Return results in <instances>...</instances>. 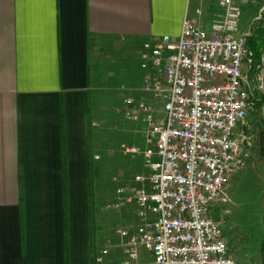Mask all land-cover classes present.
Instances as JSON below:
<instances>
[{
	"label": "crops",
	"instance_id": "1",
	"mask_svg": "<svg viewBox=\"0 0 264 264\" xmlns=\"http://www.w3.org/2000/svg\"><path fill=\"white\" fill-rule=\"evenodd\" d=\"M224 15L216 0H0V264H65L66 242L69 264H94L92 84L101 55L176 41L185 18L211 33ZM140 96L156 103L142 90L131 99ZM123 109L125 117L133 106Z\"/></svg>",
	"mask_w": 264,
	"mask_h": 264
},
{
	"label": "built area",
	"instance_id": "2",
	"mask_svg": "<svg viewBox=\"0 0 264 264\" xmlns=\"http://www.w3.org/2000/svg\"><path fill=\"white\" fill-rule=\"evenodd\" d=\"M216 1L225 15L213 21L211 33L185 18L178 40L164 36L143 45V68L151 71L144 91L164 98V117L140 104L150 147L147 171L135 178L140 188L117 191L132 194L141 222L136 231L120 232L130 260L124 264L138 259L139 243L154 264H240L210 210L228 201L232 176L245 166L248 137L238 128L254 108L248 88L255 55L251 32L239 30L243 0ZM127 115L136 118L134 109ZM108 254L106 246L96 263Z\"/></svg>",
	"mask_w": 264,
	"mask_h": 264
},
{
	"label": "rangeland",
	"instance_id": "3",
	"mask_svg": "<svg viewBox=\"0 0 264 264\" xmlns=\"http://www.w3.org/2000/svg\"><path fill=\"white\" fill-rule=\"evenodd\" d=\"M242 5L239 30L251 32V37L254 34L259 37L260 28H264L260 23L264 0H243ZM143 45L136 47L138 55L124 51H118L111 57L103 54L101 66L94 69L92 95L95 102L91 119L96 120H92L91 148L96 150L91 154L94 177L93 186L90 187V224L93 254L100 255L108 246L109 254L103 264L110 261V264L130 262L124 253L126 241L121 238L120 232L129 227L136 231L140 229L141 222L136 202L130 200L132 194L120 196L117 191L128 186L140 188L135 178L147 171L144 153L150 147L146 138L148 123L140 111V103H145L156 116L162 115L165 105L163 97L156 101L149 92L144 91L145 71H151L143 68L144 62L140 57ZM248 89L252 102L263 101V104L258 110L254 103L245 127L238 128L239 133L246 128L248 137L245 166L232 176L227 192L228 201L215 204L210 210V217L221 223L237 262L264 264V161L261 160L259 146V132L264 130L262 73L249 78ZM141 90L156 102L154 106L147 103L145 98L142 100L141 96L138 100L135 98L133 103H127L132 100L134 91L137 94ZM127 105L133 106L136 118H129L126 114L124 117L122 109ZM136 250L138 259L131 264L155 263L154 255L145 245L137 244Z\"/></svg>",
	"mask_w": 264,
	"mask_h": 264
},
{
	"label": "trees",
	"instance_id": "4",
	"mask_svg": "<svg viewBox=\"0 0 264 264\" xmlns=\"http://www.w3.org/2000/svg\"><path fill=\"white\" fill-rule=\"evenodd\" d=\"M260 23L262 25V27H264V10L261 13V19H260ZM261 29V30H260ZM258 30H260L259 33V37H256L255 34L249 38L248 40V46L249 48L254 52L255 58H254V66L251 70V74H250V78H252L253 76H257V74H261L262 73V53H263V48H264V28H260ZM255 103V107L259 110V108L261 107V105L263 104V101L261 102H257L256 100H254ZM91 108V105L89 103V110ZM91 127V125L89 126ZM66 162V161H65ZM67 163V162H66ZM66 163H64L65 169H64V173H66ZM94 177V167L91 164L90 165V182L91 185L90 187L92 188V179ZM63 189H64V207H65V228L66 231H68V184H67V176L65 174V179H64V185H63ZM91 195V193H90ZM91 207V206H90ZM92 210V207H91ZM92 213V212H91ZM21 218L24 221V210H23V206H21ZM68 233H66L67 235ZM68 243L66 242V254H65V264H69V258H68ZM94 264L96 263V260H94Z\"/></svg>",
	"mask_w": 264,
	"mask_h": 264
},
{
	"label": "water",
	"instance_id": "5",
	"mask_svg": "<svg viewBox=\"0 0 264 264\" xmlns=\"http://www.w3.org/2000/svg\"><path fill=\"white\" fill-rule=\"evenodd\" d=\"M262 83L264 86V48L262 53ZM259 146H260V155L264 158V130L260 131L259 134Z\"/></svg>",
	"mask_w": 264,
	"mask_h": 264
},
{
	"label": "flooded vegetation",
	"instance_id": "6",
	"mask_svg": "<svg viewBox=\"0 0 264 264\" xmlns=\"http://www.w3.org/2000/svg\"><path fill=\"white\" fill-rule=\"evenodd\" d=\"M259 134H260V132H259ZM261 160H263V161H264V158H262V157H261Z\"/></svg>",
	"mask_w": 264,
	"mask_h": 264
}]
</instances>
